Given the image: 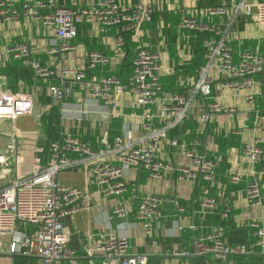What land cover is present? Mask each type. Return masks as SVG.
I'll list each match as a JSON object with an SVG mask.
<instances>
[{
    "label": "crops",
    "instance_id": "0c3cea01",
    "mask_svg": "<svg viewBox=\"0 0 264 264\" xmlns=\"http://www.w3.org/2000/svg\"><path fill=\"white\" fill-rule=\"evenodd\" d=\"M24 1L13 0L14 7L21 9ZM141 1H150L156 10L150 21L141 24L137 37L130 33L124 35L126 43L119 56H115L114 51L118 28L109 26L102 31L96 17L89 15L76 24L78 33L72 42L75 49L67 52L62 66L83 69L87 80L107 76L126 80L133 72L132 63L138 47L147 46L160 55V82L163 91L157 95L155 103L149 105L151 111L156 112L157 102L172 92L191 94L201 68L207 64L202 47L203 35L196 30L180 27L183 13L219 25L222 33H226V42L232 47L236 62L245 51H258L264 55V22L255 18L258 10L254 6L264 0H247L253 5L249 14L245 10L236 12L234 4L240 0H221L214 7L225 4L227 13L213 16L200 14L199 10L205 8L198 6L199 0H123V3L132 5ZM57 2L59 5L72 7L71 0ZM96 2L97 0H83L81 4L87 8ZM25 42L33 51L30 60L52 67L61 65V55L49 52L50 48L59 43L51 28L41 25L31 15L22 14L11 21L0 18V90L28 92L34 99L32 115L15 120L0 119V150H4L12 135L18 137L21 174L30 172L35 155L46 159L50 142L59 139L63 132L80 135L97 147L105 134L112 140L126 128L135 133L140 131L144 107L134 106L129 94H121L114 87L108 99H93L87 88L74 83L71 77L61 74V71L44 79L34 73L29 63L17 59L13 52L8 51V48ZM87 51L104 53L112 57V61L103 67L90 69L85 54ZM213 77L219 76L214 74ZM254 77L259 84L252 101L246 99L244 92H225L218 85L219 82H215L212 99L225 102L236 109L233 113H212L206 121L199 120V117L208 112V104L212 99L196 93L192 114L197 118L187 119L171 129L168 139L163 142L161 155L165 162L190 167V159L182 154L179 146L172 145L170 141L199 139L201 152L206 157L217 160L213 184L202 177L182 178L178 171L167 172L160 178L152 179L144 167H138L126 172V190L122 195L104 197L100 186L89 175L85 166L61 171L58 175L59 182L84 191L86 194L83 202L87 206L65 219L64 233L77 254L61 264H104L105 257L102 254L96 253L89 257L87 249L95 247L102 236L112 233L126 236L130 244L129 251L147 255L148 264L263 263L264 250L261 247L251 255L231 253L222 256L217 253L196 254L193 246V240L199 233L214 230H219L230 245L254 243L258 229L256 223L264 222V203L261 206L253 204L247 192L249 181L258 172L257 178L264 194V159L253 164L243 153L245 142L257 136L261 138L259 145L264 149V72L255 74ZM51 85L64 90L61 100H56L50 93ZM38 97L48 100L36 109ZM86 104L89 111L83 113L81 110ZM45 111L56 116L52 127H48L43 121ZM155 126H158L157 122ZM233 175L240 177L232 180ZM205 194L216 198L217 205L211 211L202 213L200 203ZM144 195L174 198L178 200L181 210L170 201L163 202L162 216L148 234L139 224L136 213L138 200ZM117 200H121L128 211L126 219H118L113 212ZM19 227L22 230L25 228L23 225ZM0 264L42 262L38 256L9 254L4 251L0 253Z\"/></svg>",
    "mask_w": 264,
    "mask_h": 264
},
{
    "label": "built area",
    "instance_id": "2783aa9c",
    "mask_svg": "<svg viewBox=\"0 0 264 264\" xmlns=\"http://www.w3.org/2000/svg\"><path fill=\"white\" fill-rule=\"evenodd\" d=\"M82 1L71 0L70 7L59 5L57 0H25L22 8L17 9L13 0H0L2 20L11 21L22 14L31 15L41 25L51 28L59 40L58 45L50 48L49 52L61 55L60 67L30 60L33 51L26 42L8 48L17 59L29 63L36 75L48 79L61 71V74L71 77L74 83L87 88L93 99H108L110 91L115 87L121 94H129L134 106L144 107L138 133L126 128L112 140L105 134L98 146L94 147L92 141L84 140L80 135L63 132L59 139L50 142L46 159L35 155L31 170L27 174L20 173L17 136L12 135L4 150H0V253L6 251L9 254L38 256L42 264H61L62 261L76 256L77 250L71 246L64 233V223L70 215L87 208L83 202L86 194L84 191L59 182L58 175L61 171L85 166L89 175L100 186L104 197L122 195L126 190V172L138 167H144L152 179L160 178L167 172L178 171L182 178L202 177L213 184L217 160L206 157L201 152L199 139L194 138L187 142H179L176 139L170 141L172 145L179 146L182 154L190 159V167L174 166L165 162L161 155L163 142L168 139L171 129L187 119L197 118L192 114L196 93L212 99L213 84L219 82L218 85L223 91L232 94L244 92L246 99L252 101L259 84L254 75L264 72V55L258 51H245L236 62L233 49L226 42V33H222L219 25L183 13L179 25L183 29L202 33V47L207 64L201 68L199 79L191 94H185L183 91L172 92L168 97L161 98L157 102L156 112H152L149 105L155 103L157 95L163 90L160 82V55L147 46L138 47L132 63L133 72L126 80L115 76L87 80L83 69L63 67L62 62L67 58V52L75 49L72 42L78 33L76 24L89 15L96 17L102 31L109 26L118 28L119 35L114 51L115 56H119L126 43L124 35L130 33L137 37L141 24L152 19L155 5L150 1L125 5L123 0H97L95 4L85 8L81 4ZM254 6L258 10L255 18L264 22V1L257 2ZM234 7L236 12L245 10L249 14L253 5L247 0H240ZM199 12L208 16L225 14L227 5L200 9ZM85 54L90 69L103 67L112 61V57L98 51H87ZM214 74L220 78L213 77ZM49 91L56 100H61L64 94V90L55 85H51ZM235 109L225 102L212 99L208 104V112L200 116L199 120H208L212 113H233ZM88 111L89 106L86 104L81 112ZM33 112L34 99L31 93L0 90V119L15 120L21 116L32 115ZM155 122L158 126H155ZM257 125L259 127V124ZM260 142L261 138L257 136L245 142L243 146L244 156L253 164L264 159V149L259 145ZM257 173L249 181L247 192L249 200L261 206L264 203V194ZM239 177L233 175L232 180H238ZM169 201L181 210L178 200L171 197L144 195L139 198L136 213L139 224L146 233L152 232L155 223L162 216L163 202ZM200 204L202 213H207L216 207V198L205 194ZM113 212L118 219H126L128 216L121 200L115 202ZM22 225L25 227L23 230L19 227ZM256 225L258 229L254 243L241 242L230 245L219 230L201 232L193 240L194 253L251 255L258 247L264 250V222ZM129 247L126 236L112 233L102 236L95 247L88 248L87 255L92 257L96 253L102 254L105 257L104 264H148L147 255L133 254Z\"/></svg>",
    "mask_w": 264,
    "mask_h": 264
},
{
    "label": "trees",
    "instance_id": "16d2710c",
    "mask_svg": "<svg viewBox=\"0 0 264 264\" xmlns=\"http://www.w3.org/2000/svg\"><path fill=\"white\" fill-rule=\"evenodd\" d=\"M220 1L221 0H199V7H201V8H207V7H214V6H218L219 4H220ZM48 99L47 98H45V97H38L37 99H36V104H37V107H36V109H39V105L40 104H42V103H44V101L46 102ZM48 109V108H47ZM46 109V110H47ZM55 117L56 116H52L51 115V113H46V111L44 112V114H43V121H44V123L45 124H47L48 125V127H52L53 126V124L55 123Z\"/></svg>",
    "mask_w": 264,
    "mask_h": 264
}]
</instances>
